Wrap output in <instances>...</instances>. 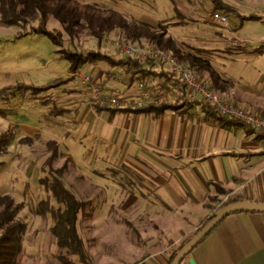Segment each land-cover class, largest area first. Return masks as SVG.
<instances>
[{"label": "rangeland", "instance_id": "374dc122", "mask_svg": "<svg viewBox=\"0 0 264 264\" xmlns=\"http://www.w3.org/2000/svg\"><path fill=\"white\" fill-rule=\"evenodd\" d=\"M79 1L118 11L129 20L146 21L156 29L164 25L182 51L209 60L222 78L231 82L229 91L218 92L229 103L237 104L236 96L241 95L243 89H252L258 79L264 81V72L258 69L261 62L264 63V54L259 61L258 55L249 54L254 46H264V0H224L244 15L256 16L242 22L236 14L223 11L229 16L232 32L206 22L215 10L211 0H178L179 12L171 0ZM49 27L61 28V25L51 20ZM119 34L118 29L114 30L98 45L89 32L84 31L79 42L85 50H100L118 58L114 42ZM64 36V47L74 49L69 36L66 33ZM58 48L46 35L23 33L17 26L9 27L0 22V91L13 90L20 83L42 85L62 77L71 78L61 87L37 96H32L31 91H23L9 102L0 101V137L4 133L12 137L7 151L0 152V196L9 194L16 202H22L24 207L19 217L28 224L18 264H65L61 255L68 256L73 264H83L76 254L58 246L50 230L53 223L50 215L43 217L35 211L41 200L56 204L51 193L40 184L48 168L46 159L50 150L47 143L50 140H56L59 146V156L53 166L58 168L68 161L64 176L68 188L79 199L90 202L79 216L78 227L91 264H128L141 256L148 243L171 235L164 220L177 214L176 204L163 203L156 190L162 192L165 189L150 186L158 182L151 180L150 183L142 176L140 158H130L126 163L119 147L102 142L100 131L92 130L83 139L72 132L71 122H54L57 117L52 112L54 107H64L62 105L67 103L73 111L77 98H81L75 94L79 84L77 77H81L67 74L70 61L60 56ZM97 66L113 68L105 61H99ZM164 66L175 75L168 64L161 63L152 68L159 71ZM85 76L88 75L82 76V81L88 84L85 100L89 103L96 102L95 90L99 89L100 96L119 95L127 104L123 107L133 106L134 102H128L115 91L103 93L102 81L93 82L90 76L86 81ZM199 76L211 84L206 73ZM156 79L150 76L137 80L136 84L141 91L139 84L143 82L153 94H160L162 100H166L167 91L161 90ZM66 87H71L70 94L65 92ZM239 106L258 113L250 105L240 102ZM69 132L73 136L68 137ZM23 138L32 141H22ZM224 196L211 203L212 209H220ZM164 206L172 211L162 214ZM154 210L158 211L154 213ZM191 214L199 213L186 212L184 215L191 217Z\"/></svg>", "mask_w": 264, "mask_h": 264}, {"label": "crops", "instance_id": "0c3cea01", "mask_svg": "<svg viewBox=\"0 0 264 264\" xmlns=\"http://www.w3.org/2000/svg\"><path fill=\"white\" fill-rule=\"evenodd\" d=\"M236 15L242 22L241 16H248L240 11ZM252 49L246 53L258 55L259 61L264 46ZM97 64L88 63L75 73L81 77H77L79 84L75 92L81 98H77L73 111L67 103L62 105L68 110L55 115L54 122H71L72 132L83 139L97 129L102 134V142L120 148L126 163L130 158H140L144 168L140 170L142 176L150 183L157 181L155 186H150L164 188L162 192L157 189L156 193L163 203L174 202L177 210V214L164 220L171 235L148 243L141 256L128 264H170L171 255L179 244L217 211L209 201V196L218 194L216 185L225 189L226 194H218L219 198L225 195L224 201L230 196L264 202V136L248 126L224 125L207 116L200 99L161 115L98 110L85 100L88 84L82 81L84 75L90 76L93 82L102 81L103 93L115 91L128 102H134L133 106L141 95L137 82L131 83L127 66L100 69ZM260 66L259 71L264 72V63ZM166 67L161 69L170 72ZM67 74L72 75L70 71ZM176 78L169 81L157 77L156 80L161 90L167 91V102L182 105L185 103L182 87ZM70 88H64L65 92L70 94ZM243 90L236 96V103L250 105L264 117V81L258 79L252 89ZM68 134V137L73 136L71 132ZM162 208V214L171 210ZM186 212L199 214L190 217L184 215ZM190 257L198 264H264V212L240 211L227 215L191 250L188 260ZM182 264H187V260Z\"/></svg>", "mask_w": 264, "mask_h": 264}, {"label": "trees", "instance_id": "16d2710c", "mask_svg": "<svg viewBox=\"0 0 264 264\" xmlns=\"http://www.w3.org/2000/svg\"><path fill=\"white\" fill-rule=\"evenodd\" d=\"M171 1L173 2L174 9L179 12L178 0ZM211 1L214 4L215 10L238 14L236 8L224 0ZM241 17L242 20H246L253 19L256 16L248 15ZM51 20L60 23L61 28H50L49 25ZM0 22L9 27L17 26L23 33H37L48 36L50 40L59 47L57 51L60 56L70 61L69 71L72 74H75L88 63L105 61L111 66H127L131 74L132 84L137 82V80L150 76L165 77L169 81L174 79L175 75L172 73L164 70H154L152 67L146 68L138 60L130 56H120L116 58L100 50H85L79 42L80 34L84 31H88L97 41L98 45H100L107 35L118 29L124 40L141 45L157 44L164 49L173 51L181 60L191 64L199 75L206 73L217 93L220 91L227 92L231 86V82L222 78L221 74L212 66L209 60L197 56L192 52L182 51L175 39L168 34L167 28L164 25H160L159 28L156 29L146 21L129 20L122 13L115 10H105L97 4L83 3L79 0H0ZM234 28L236 29V27ZM64 33L69 36V41L74 45V49L64 47ZM70 79V77H62L42 85L20 83L13 90L0 91V101L9 102L19 92L23 91H31L32 96H37L43 91L61 87L63 84L69 82ZM177 80L176 78V81ZM164 85L166 86L167 83ZM166 89L169 88L166 87ZM181 92V96L184 98V87H182ZM191 104L183 103L179 105L178 103L173 104L163 100L158 104L146 103L142 106H126L122 108H111L102 106L98 103H94V106L98 110L108 109L113 112L123 111L161 115L170 109H180ZM202 108L205 110L207 116L217 119L221 124H239L247 126L244 123L220 114L219 111L213 107L203 104ZM67 110V108L55 107L53 113L59 115ZM250 129L252 128L250 127ZM22 141L30 142L32 140L30 138H23ZM11 144V135L6 133L2 134L0 137V152H6L8 146ZM47 146L50 150V154L46 159V166L48 168L46 169L45 176L40 179V184L51 193L56 204L52 203L50 200H41L36 206L35 211L38 215L43 217L50 215L53 221L50 225V230L59 247L65 248L71 254H76L78 260L83 264H91L86 242L78 227L79 216L86 211L90 202L79 199L75 193L68 188L64 179L65 173L68 170V161H65L64 164L58 168L53 166L54 161L59 156L57 141L50 140ZM216 187L218 189V194H226L225 189L220 185H216ZM218 194L209 196V201H219L220 198ZM238 200L240 199L229 196L228 199L221 204L220 208L230 202ZM210 202L206 205L209 206ZM23 207L24 204L22 202H16L9 194L0 196V264H18L19 255L24 250L25 234L28 224L19 217V213ZM218 211L213 212L208 220L214 217ZM201 226H199L195 232H197ZM191 236L187 237L179 244L178 248L172 253L170 262ZM60 259L65 264H73V261L66 255H61Z\"/></svg>", "mask_w": 264, "mask_h": 264}, {"label": "built area", "instance_id": "2783aa9c", "mask_svg": "<svg viewBox=\"0 0 264 264\" xmlns=\"http://www.w3.org/2000/svg\"><path fill=\"white\" fill-rule=\"evenodd\" d=\"M208 23H213L226 32L231 31L229 16L220 10H214L207 18ZM115 47L120 56H130L138 60L144 67H154L168 64L171 71L185 88V103H195L199 99L206 106L219 111L220 114L250 126L257 134L264 136V117L254 111L248 110L234 103H229L220 96L213 86L200 78L197 70L189 63L184 62L171 50L164 49L157 44H138L124 40L119 34L115 39ZM89 76L85 80L89 81ZM141 100L134 106H142L146 103L158 104L162 102L160 94H153L143 82H140ZM96 102L102 106L122 108L125 102L119 95L110 97L100 96V90L96 89ZM127 105V104H124ZM126 107V106H125ZM229 197V196H228ZM227 197V199H228Z\"/></svg>", "mask_w": 264, "mask_h": 264}, {"label": "water", "instance_id": "95a60500", "mask_svg": "<svg viewBox=\"0 0 264 264\" xmlns=\"http://www.w3.org/2000/svg\"><path fill=\"white\" fill-rule=\"evenodd\" d=\"M264 212V202H253L248 200H238L230 202L219 209L217 214L208 220L201 228L195 232L178 250L170 264H182L185 256L205 237L207 234L221 222L227 215L233 212ZM187 264H198L190 257Z\"/></svg>", "mask_w": 264, "mask_h": 264}, {"label": "flooded vegetation", "instance_id": "af4514ba", "mask_svg": "<svg viewBox=\"0 0 264 264\" xmlns=\"http://www.w3.org/2000/svg\"><path fill=\"white\" fill-rule=\"evenodd\" d=\"M184 262V261H183ZM188 263V262H187Z\"/></svg>", "mask_w": 264, "mask_h": 264}]
</instances>
